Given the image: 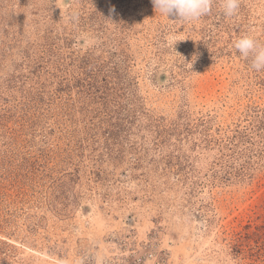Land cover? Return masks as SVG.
Instances as JSON below:
<instances>
[{
	"label": "rangeland",
	"instance_id": "obj_1",
	"mask_svg": "<svg viewBox=\"0 0 264 264\" xmlns=\"http://www.w3.org/2000/svg\"><path fill=\"white\" fill-rule=\"evenodd\" d=\"M173 19L0 0V264H264V0Z\"/></svg>",
	"mask_w": 264,
	"mask_h": 264
},
{
	"label": "clouds",
	"instance_id": "obj_2",
	"mask_svg": "<svg viewBox=\"0 0 264 264\" xmlns=\"http://www.w3.org/2000/svg\"><path fill=\"white\" fill-rule=\"evenodd\" d=\"M213 2L214 0H151L156 14L188 23L207 16L212 11ZM219 7L222 16L231 18L238 14L240 0H219ZM66 14L70 21L78 18L75 10ZM232 47L243 59L250 62L252 71H264V44L253 36L244 34L233 41ZM195 59L194 54L193 61Z\"/></svg>",
	"mask_w": 264,
	"mask_h": 264
}]
</instances>
